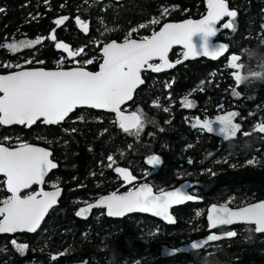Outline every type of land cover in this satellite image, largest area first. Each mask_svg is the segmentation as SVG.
<instances>
[{"label":"trees","instance_id":"16d2710c","mask_svg":"<svg viewBox=\"0 0 264 264\" xmlns=\"http://www.w3.org/2000/svg\"><path fill=\"white\" fill-rule=\"evenodd\" d=\"M228 4L237 16L236 31L226 30L218 37L229 45L225 57L187 61L167 72L142 73L144 84L125 110L140 109L154 122L146 123L138 137L124 132L112 114L92 109L77 110L57 126L0 125L4 145L32 143L52 151L58 167L44 186L62 188L58 206L37 233L0 235V264H264V233L256 234L249 225L234 226V237L200 251L176 252L179 246L206 235L210 204L237 208L264 199V133L258 130L264 124V83L237 85L226 67L232 54H241V75L264 71V0H229ZM0 8L5 10L0 12V45L43 38L41 44L17 52L0 47V73L17 70L6 65L57 68L61 57H67L57 49V42L74 50L83 48L78 61L95 57L86 65L95 71L103 44L150 36L167 21L196 19L206 12L204 0H0ZM63 16L68 20L57 26L54 21ZM77 17L88 23L87 32L77 25ZM154 18L160 22L150 23ZM54 29L55 41L48 38ZM180 55L181 50L174 48L169 58L176 60ZM73 66L72 60L65 59L64 68ZM234 91L239 95L234 96ZM185 96L195 107L182 106ZM228 111L239 113L235 121L240 130L235 137L226 140L191 125L194 119H211ZM152 155L161 158L156 168L145 161ZM109 156L116 162L111 167ZM117 166L134 175L135 182L125 183L114 170ZM145 181L156 192L188 181L197 199L173 209V225L141 214L110 219L97 209L86 217L76 215L103 194L126 192ZM8 196L0 177V200ZM13 240L27 245L23 255L14 250ZM164 248L175 254L163 255Z\"/></svg>","mask_w":264,"mask_h":264},{"label":"snow or ice","instance_id":"6c2138e0","mask_svg":"<svg viewBox=\"0 0 264 264\" xmlns=\"http://www.w3.org/2000/svg\"><path fill=\"white\" fill-rule=\"evenodd\" d=\"M207 9V15L199 20L189 19L180 23H165L159 31H153L150 36H143L138 40L125 39L123 43L115 41L107 43L102 48V63L99 64L98 71L86 70V65L92 64L95 57L82 62L78 61L77 57L84 54L83 48L74 50L63 42H57L56 47L62 49L67 57H61L55 70H46L43 67L25 69L22 65H6V67H16L20 70L0 75V125L19 124L30 127L39 120H43L45 124H58L77 107L87 106L114 112L120 128L138 137L145 124L154 121H149L140 109L125 114L121 106L131 100L134 90L144 83L141 78L142 71L151 70L159 73L181 63L177 60L173 64L168 60L169 51L177 45L185 50L182 53L184 59L196 56L217 59L229 51L227 43L211 45L209 37L217 34L219 31L217 25L224 17L230 19L223 23L222 28L235 32L237 12L229 10L226 0H207ZM4 11L0 8V12ZM167 11L165 9L163 14L166 15ZM66 20L68 17L63 16L54 23L60 26ZM159 22V19L155 18L150 21L152 24ZM76 23L84 32L88 31L86 21L77 17ZM140 27L144 28L147 25L141 24ZM197 33L203 34L199 50L193 41V36ZM48 38L56 40L55 29ZM42 39L37 37L34 40H13L0 47L17 52L41 44ZM65 59L72 60L76 66L65 70L63 67ZM156 59L159 63L153 62ZM241 60V54H232L226 65L232 70L231 75L235 78L237 85L240 84L237 72L242 67ZM25 63L30 64L32 61L27 60ZM171 86L166 84L168 88ZM233 95L238 96L239 93L234 91ZM181 103L187 109L195 107L194 101L187 96ZM164 111L168 112L169 108H164ZM237 116H239L238 112H228L225 115L216 116L214 120L201 121L197 118L192 126L212 133L217 130L214 125L218 123V132L227 140L235 137L240 130V125L233 122ZM258 130L264 133V124L259 125ZM50 156L51 153L46 149L31 144L19 143L13 147H6L3 142H0V174L6 178V188L10 193L7 198L0 200V233L35 232L48 210L56 204L61 191L57 185H53V191H45L41 188L37 192L22 195L24 190L30 189L33 185H43L50 170L57 168V164L49 158ZM108 160L111 162L109 167L116 163L112 156H109ZM147 163L158 166L161 158L156 155L149 156ZM248 163L252 164L253 161L249 160ZM114 170L120 174L125 183L131 184L136 180V177L126 168L117 166ZM195 199L197 197L194 194H188L182 188L174 191L159 189L154 193L152 187L144 183L122 194L112 192L102 196L95 204H87L80 208L76 215L86 217L92 208L103 206L107 208V215L110 217H122L127 213L140 211L153 213L157 217L174 223L169 209L174 204L179 205ZM200 214V212L196 213L197 216ZM207 219L210 229L244 221L255 224L257 233H264V201L235 209L228 207L227 204L220 206L213 204L208 210ZM223 235L234 237L236 232L228 231ZM221 238L220 235L210 234L205 240L193 242L191 248L199 249ZM12 243L21 253L27 249V245L17 244L15 240Z\"/></svg>","mask_w":264,"mask_h":264},{"label":"water","instance_id":"95a60500","mask_svg":"<svg viewBox=\"0 0 264 264\" xmlns=\"http://www.w3.org/2000/svg\"><path fill=\"white\" fill-rule=\"evenodd\" d=\"M112 1H115V0H112ZM204 1H205L206 12H205L201 17L196 18V19H193V18H186V19L178 20V21H167V22H165V23H180V22H183L184 20H189V19H191V20H199V19L203 18L205 15H207V10H208V9H207V0H204ZM228 2H229V0H226V3H227V5H228V7H229ZM229 10H235V9H231V8L229 7ZM235 11H236V10H235ZM229 19H230L229 17H224V18L218 23L217 27L219 28V31L217 32V34H216L215 36L209 37V41H210V44H211V45H216V44H218V43H225V42L219 40L218 37H219V35H220L221 33L225 32L226 30H230V29H223V28H222L223 23L228 22ZM165 23H164V24H165ZM164 24H162V25L160 26V28L163 27ZM160 28H159L158 30H156V31H159ZM130 39H135V38H130ZM137 40H138V39H137ZM113 41H115L116 43H123V42H124V41L118 42V41H116V40H111V41H109V42H107V43H111V42H113ZM193 41H194V44L197 46V48H198V50H199V49H200V46H201V44H202V41H203V34H202V33H197V34H195V35L193 36ZM107 43L103 44V45L101 46V48H100V55H101V62H100V63H102V48H103V46L106 45ZM174 48H178V49H180V50H181V55H180V57H179L178 59H176V60H170L169 55H170L171 51H172ZM183 51H185V50L183 49L182 46H179V45H177V46H173V48L169 51V54H168V60H169V62H171V63H173V64H175V62H176L177 60H180L181 63H179V64H175V66H174L173 68H171V69H164V70H162L161 72H167V71H170V70L174 69L175 67H177L178 65H181V64H183V63H185V62H187V61H193V60H197V59H201V58H204V59H207V60H211V61H219L220 59H222L223 57H225V56L228 54V53H225L223 56H221V57H219V58H217V59H212L211 57H205V56H196V57H194V58H193V57H189L188 59H184V57H183V55H182ZM153 62H154V63H159V60L156 59V60H154ZM73 67H74V66H73ZM34 68H37V67H34ZM70 68H72V67L64 68V69L67 70V69H70ZM25 69H28V68H25ZM45 69H46V70H55L56 68H53V69H47V68H45ZM17 70H20V69H17ZM17 70H14V71H17ZM86 70H89V69L86 68ZM98 70H99V66H98L97 70H95V71H98ZM89 71H91V70H89ZM148 71H151V70L142 71V73H143V72H148ZM10 72H12V71H10ZM10 72L0 73V75H6V74H9ZM151 72H153V71H151ZM142 73H141V78H142V80L144 81V79H143V77H142ZM143 84H144V83H143ZM143 84L138 85V87L134 90V92H133V94H132V98H131V100L126 101V102L121 106V110L124 111L125 114H130L131 112H133V111H126V110H124V107L127 106V105L133 100L136 91H137L141 86H143ZM79 109H92V110H94V111L105 112V113L112 114L113 117H114L115 122L119 125V122L117 121V119H116V115H115L114 112H111V111H109V110H107V109H94V108H90V107H87V106L77 107L76 109L73 110V112L69 113V115H68L63 121H61V122L58 123V124H45V123L43 122V120H39V121H37V122H41L42 124H44V125H46V126H49V125L56 126V125L62 124V123H63V122H64V121H65V120H66L71 114H73L76 110H79ZM37 122H36V123H37ZM36 123H35V124H36ZM35 124H33L32 126H34ZM1 126H3V127L24 126V127H26V128H30V127H32V126L29 127V126H26V125H19V124H13V125H1ZM119 127H120V126H119ZM122 130H123V129H122ZM27 144H31V145H33V146H35V147H40V148H44V149H46L47 151H49V152L51 153V156H50L49 158L52 159V151H51L50 149H48V148H46V147H43V146H41V145H37V144H32V143H27ZM4 146H6V145H4ZM6 147H8V146H6ZM52 160H53V159H52ZM53 162L57 164L56 161L53 160ZM57 167H58V165H57ZM56 169H57V168L50 170V172L48 173V175L45 177V181H46L47 177L51 174V172L54 171V170H56ZM0 177L3 178V180H4V186H5V190H6V192L8 193V195H10V193L7 191V188H6V183H5L6 178L3 176V174H0ZM134 182H135V181H133L132 183H134ZM144 183H147L150 187H152L153 192L156 193V191L154 190L153 186H152L149 182H146V181H145V182H143V183H141V184H144ZM141 184H139V185H137V186H135V187H139ZM43 185H44V184H43ZM43 185H33L30 189H28V190H24V192H22V195H24V194L27 193V192H30L31 189L34 188V187H37V190H35V191H33V192H37V191H39L41 188H43ZM135 187H134V188H135ZM134 188H132V189H130V190H133ZM177 188H182L183 190L187 191L188 194H192V189H193V187H192V184H191L190 182H188V181H184V182L180 183L178 186L173 187V188H170V189H167V190H165V191H174V190L177 189ZM43 189H44V188H43ZM59 189H60L61 191H60V196L57 198V202H56V204L53 205V207L50 208V209L48 210V212L46 213L44 219L41 221L40 226L37 228V230H36L35 232L18 231V232H16V233H0V235L14 236V235H16V234H23V233L33 235V234L37 233L38 230H39V229L42 227V225L44 224L47 215H48L53 209H55V208L58 206L59 200H60V198H61V196H62V188L59 187ZM44 190H45V191H53L54 188L44 189ZM130 190H128V191H130ZM110 193H112V192H110ZM110 193L103 194V195L99 196V197L96 198L94 201H92V202H90V203H88V204H95V203L99 200L100 197H102V196H107V195H109ZM122 193H123V192H122ZM122 193H121V194H122ZM195 200H196V199H195ZM195 200H193V201H195ZM193 201H185L184 203L179 204V205H175V204H174V205L169 209L170 215L173 217V219H174L175 222H176V217H175L174 213L172 212L173 209L178 208V207H180V206H183V205H185V204H187V203H190V202H193ZM260 201H264V199L259 200V201H256V202H253V203H258V202H260ZM213 204H216V203H212V204H210V205L207 207V209H206L205 219H206V223H207V226H206V232H207V234H206L205 236L201 237V238H197V239L191 240L190 242H188V243H186V244H183V245L179 246V247L177 248V250H176L177 253H180V254H187V253H189V252L200 251V250L204 249L207 245H209V244H211V243H215V242H218V241H220V240L226 239L227 237L223 235V234L226 233V232H221V233H217V232H215V230L220 229V228H230V227L238 226V225H252V226L254 227V232L257 233V232L255 231V227H256L255 224H253V223H247V222H244V221H237V222H234L232 225L218 226V227H216V228H212V229H210V227H209V221H208L207 217H208V210L211 208V206H212ZM250 204H251V203H250ZM216 205H217V206H220L221 204H216ZM247 205H248V204H247ZM247 205H245V206H247ZM85 206H87V204H86ZM85 206H84V207H85ZM227 206H228V205H227ZM228 207H230V206H228ZM230 208H232V207H230ZM94 209H97V210H103V211L105 212L106 217H108V218H110V219H122V218H125V217L130 216V215L141 214V215H147V216H150V217L155 218V219H157V220H160L161 222H163V223H165V224H167V225H173V224H175V222H174V223H170V222L166 221L165 219H163L162 217H157V216H155L153 213H150V212H149V213H145V212L136 211V212H133V213H127V214H125V215L122 216V217H110V216L107 215V208H106V207H103V206H100V207H94V208L91 209V211L94 210ZM234 209H235V208H234ZM91 211H90V212H91ZM210 234L220 235L222 238H221L220 240H218V241L209 242V243L205 244L204 246H202V247L199 248V249H192V248H191V244H192L193 242H197V241L205 240L206 237H207L208 235H210ZM257 234H261V233H257Z\"/></svg>","mask_w":264,"mask_h":264},{"label":"clouds","instance_id":"9594fccd","mask_svg":"<svg viewBox=\"0 0 264 264\" xmlns=\"http://www.w3.org/2000/svg\"><path fill=\"white\" fill-rule=\"evenodd\" d=\"M251 55L255 56L256 52L253 50ZM264 83V71L254 70L245 71L241 75L240 84L244 86H251L253 84Z\"/></svg>","mask_w":264,"mask_h":264},{"label":"rangeland","instance_id":"374dc122","mask_svg":"<svg viewBox=\"0 0 264 264\" xmlns=\"http://www.w3.org/2000/svg\"><path fill=\"white\" fill-rule=\"evenodd\" d=\"M7 50H9L8 48H7ZM10 51V50H9ZM12 52V51H11ZM67 56V55H66ZM229 60V59H228ZM237 75H238V77L241 79V73H240V71H238L237 72ZM235 79V78H234ZM183 101V100H182ZM228 112H235V111H228ZM228 112H225V113H223V114H219V115H225V114H227ZM218 116V115H217ZM216 117V116H215ZM215 117L214 118H211V119H203V120H214L215 119ZM195 120L196 119H194L192 122H191V125H193V123L195 122ZM203 120H201V121H203ZM234 123H236V121H235V118H234V121H233ZM214 128L215 129H217L216 131H214V132H212L213 134H215V135H218V136H220V137H222L221 135H220V133L218 132V128H219V124L217 123L216 125H214ZM203 130H205V131H207L206 129H203ZM223 138V137H222ZM157 156V155H156ZM148 158V157H147ZM147 158L145 159V161H146V163H147ZM148 164V163H147ZM152 168H156L157 166H153V165H151V164H149ZM148 172V171H147ZM147 174H149V173H147ZM136 185H138V184H135V185H133V186H131V187H129L128 188V190H130V189H132V187H135ZM127 190V191H128ZM88 204V203H87ZM88 214H86V216H87ZM81 217H85V216H81ZM17 243V242H16ZM17 244H20V243H17ZM14 246V245H13ZM14 248V250L18 253V254H20V255H23L24 253H25V251L23 252V253H21V252H19L18 250H17V248L14 246L13 247ZM162 254L163 255H173V254H175V250H173V249H168V248H164L163 249V251H162Z\"/></svg>","mask_w":264,"mask_h":264},{"label":"flooded vegetation","instance_id":"af4514ba","mask_svg":"<svg viewBox=\"0 0 264 264\" xmlns=\"http://www.w3.org/2000/svg\"><path fill=\"white\" fill-rule=\"evenodd\" d=\"M126 107V106H125ZM124 107V110L126 109ZM79 110H81V109H79ZM77 111V110H76ZM127 111V110H126ZM74 114V113H73ZM72 115V114H71ZM113 116V115H112ZM69 118V117H68ZM65 122V121H64ZM63 122V123H64ZM62 123V124H63ZM62 124H59V125H62ZM44 125V124H43ZM46 126V125H45ZM50 126H53V125H50ZM57 126V125H56ZM45 183H46V181H45ZM45 183H44V185H45ZM43 185V188L44 189H50V188H53V187H50V188H45V186ZM59 187V186H58ZM132 188H134V187H132ZM35 190H37V187H34V188H32L31 189V191L30 192H33V191H35ZM112 192H117V193H119L118 191H112ZM29 192H27V193H25L24 195H27ZM239 226V225H238ZM249 226H252V225H249ZM253 227V226H252ZM222 229H224V228H220V229H217V230H215V232H217V233H221V232H224V231H222ZM227 231H225V232H228V231H234V226L233 227H230V228H225ZM253 229H254V227H253ZM206 234H207V232H206ZM257 234V233H256ZM228 238V237H227Z\"/></svg>","mask_w":264,"mask_h":264},{"label":"bare ground","instance_id":"6f19581e","mask_svg":"<svg viewBox=\"0 0 264 264\" xmlns=\"http://www.w3.org/2000/svg\"><path fill=\"white\" fill-rule=\"evenodd\" d=\"M201 238V237H200Z\"/></svg>","mask_w":264,"mask_h":264}]
</instances>
